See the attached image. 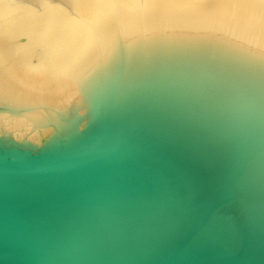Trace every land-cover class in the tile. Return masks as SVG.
<instances>
[{
	"label": "water",
	"instance_id": "95a60500",
	"mask_svg": "<svg viewBox=\"0 0 264 264\" xmlns=\"http://www.w3.org/2000/svg\"><path fill=\"white\" fill-rule=\"evenodd\" d=\"M0 264H264V0H0Z\"/></svg>",
	"mask_w": 264,
	"mask_h": 264
}]
</instances>
